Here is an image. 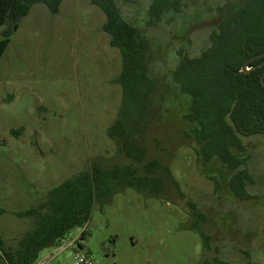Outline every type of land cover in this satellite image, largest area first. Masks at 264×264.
Segmentation results:
<instances>
[{"label":"rangeland","instance_id":"rangeland-1","mask_svg":"<svg viewBox=\"0 0 264 264\" xmlns=\"http://www.w3.org/2000/svg\"><path fill=\"white\" fill-rule=\"evenodd\" d=\"M237 1L182 0L181 15L149 27L153 0H116L124 18L147 32L156 57L166 59L169 77L180 55L197 58L210 46L218 10L232 3L227 13ZM106 20L90 0H64L57 15L35 5L0 59V239L7 250L35 226L18 213L44 205L50 190L94 161L127 162L107 134L122 100V57L102 29ZM165 91L148 160L169 166L180 192L171 187L167 201L128 189L104 209L96 204L90 221L67 234L61 248L43 251L37 264H72L77 250L97 264H201L203 242L193 223L210 238L205 259L264 264V139H243L255 199L240 201L229 188L231 173L200 159L184 119L189 99L173 82ZM194 212L202 217L193 219Z\"/></svg>","mask_w":264,"mask_h":264},{"label":"trees","instance_id":"trees-1","mask_svg":"<svg viewBox=\"0 0 264 264\" xmlns=\"http://www.w3.org/2000/svg\"><path fill=\"white\" fill-rule=\"evenodd\" d=\"M106 15L103 31L110 44L120 51L122 72L118 83L122 100L117 117L107 134L127 161L124 165L94 161L89 170L58 185L47 193L46 203L19 218L34 221V229L20 240L16 250H7L0 239V264H37L40 254L59 247L72 230L87 224L94 206L101 209L112 198L132 189L146 198L170 201L171 187L180 192L169 166L148 160L154 113L165 100L169 82L189 99L184 119L192 125L191 137L205 166L218 161L231 173L229 188L240 201L255 199L248 191L253 178L248 169V146L244 138L264 139V58L244 65L264 53V0H238L218 10V25L210 35V46L197 58L180 55L176 67L165 70L157 58L147 32L130 24L116 0H90ZM64 0H0V59L11 38L35 5L43 4L57 15ZM182 0H153L149 27L183 13ZM201 216L194 212L192 218ZM190 229L202 239L201 264H230L216 256L205 259L210 238L193 223ZM86 232L81 238H84Z\"/></svg>","mask_w":264,"mask_h":264},{"label":"built area","instance_id":"built-area-1","mask_svg":"<svg viewBox=\"0 0 264 264\" xmlns=\"http://www.w3.org/2000/svg\"><path fill=\"white\" fill-rule=\"evenodd\" d=\"M66 242L65 239H62L60 242V245L57 249L61 248L63 244ZM78 241L76 240L75 242L69 243L65 249H68L70 247H73L75 243ZM64 249V250H65ZM64 250H62L60 253H62ZM56 258V256H54ZM42 264H48V261L44 260ZM72 264H97L87 253H84L80 250H77L74 252V258H73V263Z\"/></svg>","mask_w":264,"mask_h":264},{"label":"water","instance_id":"water-1","mask_svg":"<svg viewBox=\"0 0 264 264\" xmlns=\"http://www.w3.org/2000/svg\"><path fill=\"white\" fill-rule=\"evenodd\" d=\"M262 58H264V53L261 54V55H259V56H257V57H255V58H253V59H251L250 61H248V62L244 65L242 72H243V73H248V72H250L251 69L248 68V64H249L250 62L254 61V60L262 59ZM262 84H263V86H264V77H263V79H262Z\"/></svg>","mask_w":264,"mask_h":264}]
</instances>
